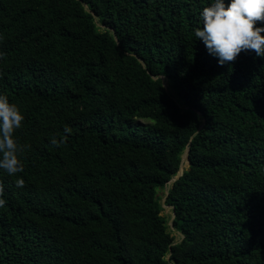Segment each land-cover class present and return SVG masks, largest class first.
I'll return each mask as SVG.
<instances>
[{"label":"trees","instance_id":"1","mask_svg":"<svg viewBox=\"0 0 264 264\" xmlns=\"http://www.w3.org/2000/svg\"><path fill=\"white\" fill-rule=\"evenodd\" d=\"M0 264H264V0H0Z\"/></svg>","mask_w":264,"mask_h":264},{"label":"rangeland","instance_id":"2","mask_svg":"<svg viewBox=\"0 0 264 264\" xmlns=\"http://www.w3.org/2000/svg\"><path fill=\"white\" fill-rule=\"evenodd\" d=\"M164 84H165V87L167 88V91L171 94V95H174V92L172 89H169L168 85H167V82L166 80L164 79ZM158 196L161 197L162 199V203H163V196H164V191H159L158 192ZM162 215H165L167 217V219L169 220V225H170V228L172 229V226H171V218H172V212L171 210L167 207V206H163V212H162ZM175 237H178V234L177 233H174Z\"/></svg>","mask_w":264,"mask_h":264},{"label":"water","instance_id":"3","mask_svg":"<svg viewBox=\"0 0 264 264\" xmlns=\"http://www.w3.org/2000/svg\"><path fill=\"white\" fill-rule=\"evenodd\" d=\"M188 152H189V145H187L182 157H181V165H180V169H179V172H178V175L176 177H174L172 180L169 181L168 183V187L172 185V183L178 179V177L182 174V170H183V163H187V166H188ZM186 166V165H185ZM168 194V190L165 191V197L167 196ZM165 197L163 199V203L165 201ZM168 208H171V207H168ZM172 221V219L170 220Z\"/></svg>","mask_w":264,"mask_h":264}]
</instances>
